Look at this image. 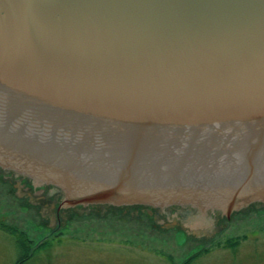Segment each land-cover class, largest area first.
Returning <instances> with one entry per match:
<instances>
[{
    "label": "water",
    "instance_id": "water-1",
    "mask_svg": "<svg viewBox=\"0 0 264 264\" xmlns=\"http://www.w3.org/2000/svg\"><path fill=\"white\" fill-rule=\"evenodd\" d=\"M0 197L186 249L264 206V0H0Z\"/></svg>",
    "mask_w": 264,
    "mask_h": 264
},
{
    "label": "rangeland",
    "instance_id": "rangeland-1",
    "mask_svg": "<svg viewBox=\"0 0 264 264\" xmlns=\"http://www.w3.org/2000/svg\"><path fill=\"white\" fill-rule=\"evenodd\" d=\"M3 203L0 197V264H17L20 238L30 247L24 264H264V206L186 249L183 228L127 216L45 225L31 217L32 203Z\"/></svg>",
    "mask_w": 264,
    "mask_h": 264
},
{
    "label": "flooded vegetation",
    "instance_id": "flooded-vegetation-1",
    "mask_svg": "<svg viewBox=\"0 0 264 264\" xmlns=\"http://www.w3.org/2000/svg\"><path fill=\"white\" fill-rule=\"evenodd\" d=\"M46 186V185H45ZM46 189V192H48L49 195L51 196H61L62 195V191L61 189L57 188V187H45ZM177 206H169V207H166V208H160V207H152V206H147V205H129V206H112V205H92V206H77V207H74V208H71V209H76V208H88V209H94V208H97V209H101L103 211H109V213L111 212V210L113 209H116V210H119V209H123L124 212H127L128 210L132 209V208H138L139 210L141 211H145V209L149 210L150 212L153 213V215L157 218L161 217L162 215L163 216H169L171 215V211L176 208ZM55 211H56V218H59L62 214L63 211V208L60 207V204L59 203H56V206H55ZM136 212H138V210H134ZM178 213L177 215L181 216V217H184L186 218L187 220L191 217V216H194V219L196 218V216L198 217L200 214H202L199 210L197 209H190V211H188L187 209H184L182 206H179V209L177 210ZM58 225V224H57ZM182 232L184 233H188L187 229L186 228H183L181 229ZM114 239V238H112ZM98 240H101V239H98ZM106 240V239H104ZM123 241H127V238H123Z\"/></svg>",
    "mask_w": 264,
    "mask_h": 264
},
{
    "label": "trees",
    "instance_id": "trees-1",
    "mask_svg": "<svg viewBox=\"0 0 264 264\" xmlns=\"http://www.w3.org/2000/svg\"><path fill=\"white\" fill-rule=\"evenodd\" d=\"M6 230H9V231H11V232H13V230L15 231L16 230V228H14V227H9V228H7V227H5V226H3ZM25 239L24 238H20L19 239V241H18V246H19V248L21 249V256L19 257V259H18V261H17V264H24L25 262H27L28 260H29V257L25 254L26 253V250H27V248L29 247L25 242ZM240 243V241H238L237 243L235 242V243H233V244H230L229 246H233V247H236L238 244ZM30 248V247H29ZM194 257V256H193ZM193 257H191L190 259H189V262L191 261V259L193 258Z\"/></svg>",
    "mask_w": 264,
    "mask_h": 264
}]
</instances>
